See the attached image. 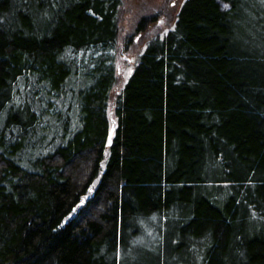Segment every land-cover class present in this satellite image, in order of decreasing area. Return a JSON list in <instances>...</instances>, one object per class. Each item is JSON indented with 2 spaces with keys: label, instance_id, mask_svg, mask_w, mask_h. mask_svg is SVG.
<instances>
[{
  "label": "trees",
  "instance_id": "1",
  "mask_svg": "<svg viewBox=\"0 0 264 264\" xmlns=\"http://www.w3.org/2000/svg\"><path fill=\"white\" fill-rule=\"evenodd\" d=\"M120 6L0 0V264H264V0H185L116 87Z\"/></svg>",
  "mask_w": 264,
  "mask_h": 264
},
{
  "label": "rangeland",
  "instance_id": "2",
  "mask_svg": "<svg viewBox=\"0 0 264 264\" xmlns=\"http://www.w3.org/2000/svg\"><path fill=\"white\" fill-rule=\"evenodd\" d=\"M184 2L185 0H121L115 55L116 87H121L136 67L146 46L172 29ZM141 20H144L143 23ZM96 183L97 181L94 185ZM145 228L148 229L147 226ZM151 232L152 229L146 230L141 241L150 240Z\"/></svg>",
  "mask_w": 264,
  "mask_h": 264
},
{
  "label": "water",
  "instance_id": "3",
  "mask_svg": "<svg viewBox=\"0 0 264 264\" xmlns=\"http://www.w3.org/2000/svg\"><path fill=\"white\" fill-rule=\"evenodd\" d=\"M110 116H111V114H110ZM111 123H112V126H111L110 132L108 134V145H110V139H111V136H112V133H113V129H114V122H113L112 119H111Z\"/></svg>",
  "mask_w": 264,
  "mask_h": 264
}]
</instances>
